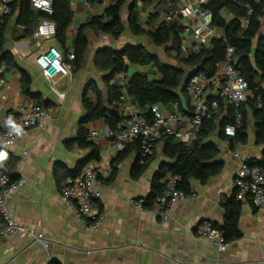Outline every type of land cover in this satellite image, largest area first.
<instances>
[{"label": "crops", "instance_id": "obj_1", "mask_svg": "<svg viewBox=\"0 0 264 264\" xmlns=\"http://www.w3.org/2000/svg\"><path fill=\"white\" fill-rule=\"evenodd\" d=\"M109 4V0H71L73 20L66 32L70 51L80 27L92 17L102 15ZM168 7L165 1L159 5L157 1L139 2L142 15L160 8V20ZM122 15L126 22V8ZM16 17L15 14L9 20L5 49L13 54L18 66L31 76L35 97L22 92L19 67L7 66V96L3 99V108L8 111L46 100L54 112L43 127L21 132L13 146L0 145V154H3L0 170L9 164L10 155L16 158L12 172L23 179V184L8 200V207L18 222L42 232L48 245L34 242L23 233L10 238L0 237V264H49L52 260L61 264H264V207L256 206L249 194L239 199L234 185L239 163L232 152L238 149L242 157L248 158L261 157L264 150V145L256 143L253 120L246 143H240L235 148L231 147L229 138L213 137L220 148L222 170L206 182L191 179V190L195 191L196 196L177 202L166 220L160 218L156 210L140 209L131 201L145 198L151 193L154 174L161 163L168 160L163 155V142L157 144L154 158L138 177L133 176L138 153L132 150L120 162L114 163L115 177L110 181L113 159L134 141L116 142L106 136L107 124L104 120L86 123L89 133L92 130L99 132L97 137L88 138L97 144L100 151V159L90 163L99 170L96 187L103 193L100 203L105 212L101 228L89 231L86 223L62 199L60 186L66 178L64 167L74 169L90 153V148L80 146L76 139L85 113L84 95L96 100L92 90L94 84L106 95L104 72L96 67L94 57L100 48H120L127 42L147 43L143 37L134 36L129 30L126 31L135 40L127 39L124 35L126 31L115 39L109 34L88 29L89 45L83 66L70 76H58L50 82L34 59L49 45L61 48L56 36L24 37L22 26L16 24ZM16 35L20 38H16ZM182 46L184 50H189L197 48V43L190 33L184 32ZM137 70L147 71L148 67L131 65L128 72L116 75L112 81L125 84ZM52 86L64 93V97H60ZM181 100L179 106L187 112L190 109L187 92ZM120 105V110L123 105H130V111L140 112L129 96H125ZM165 107L169 110L174 108L173 103L165 104ZM181 129L174 136L175 140L191 143L195 137L191 135L188 125L184 124ZM234 192L241 201L238 225L242 235L229 241L225 251H220L211 240L199 237L196 228L203 220L221 226L225 221L224 203Z\"/></svg>", "mask_w": 264, "mask_h": 264}, {"label": "trees", "instance_id": "obj_2", "mask_svg": "<svg viewBox=\"0 0 264 264\" xmlns=\"http://www.w3.org/2000/svg\"><path fill=\"white\" fill-rule=\"evenodd\" d=\"M96 1V0H89ZM102 15L92 17L84 23L76 33L72 52L74 59L72 72L78 71L84 64L86 51L89 45L88 29L119 38L124 31L137 37H147L154 46H167L174 51L175 57L186 65L182 66L163 62L159 55L150 51L142 43L127 42L120 48L104 47L97 50L94 62L96 67L104 72L103 81L106 86V95L96 85L92 86L96 100L84 95L83 104L85 113L82 116L77 141L82 147H89L88 156L80 160L74 169L64 167L66 178L75 176L92 160L100 159L97 144L90 140L86 123L101 119L109 127H114L122 118L120 104L125 96L132 98L139 107L141 114L152 117L154 104H181L182 96L187 92L186 80L190 73L205 72L209 77L215 75L217 65L225 59L227 47H234L233 62L235 67L246 78L250 94L238 108L242 113L241 122L236 125L235 135H228L225 127L235 124L236 106L228 100H220L219 111L207 120L197 132L191 143L176 141L174 136H164L163 155L168 159L163 161L152 178L151 193L145 197L144 205L151 209L155 196L163 188V179L168 173L181 176L179 188L188 193L191 190V179L206 182L210 177L222 170L223 161L220 159V148L213 140L214 136L229 138L230 145L235 148L237 143H246L248 131L253 120L256 143L264 145V0H209L206 4L212 12V25L223 31L221 36L212 38L209 45H197V48L184 50V25L181 22L167 23L160 20L161 10L150 11L142 15L139 2L157 5L165 1L168 6L178 0H109ZM2 0H0V3ZM11 13L0 16V63L7 66L19 67L13 54L5 49L8 23L13 15H17L16 24L22 26V36H31L35 32L40 20L44 17L51 19L56 26V38L65 56L70 52L67 46L66 32L73 20L71 0H53V13L48 15L36 11L31 0H11ZM126 8L127 19H123L122 12ZM229 17H226L228 16ZM16 38H20L16 35ZM148 67L147 71L133 72L125 84L112 81L120 73L128 72L131 65ZM22 76V92L35 97L32 90V79L29 73L20 68ZM152 74L150 77L149 75ZM50 105L49 101H43ZM132 150L138 153L133 167V176L138 177L149 165L155 154L144 164L139 163L141 154L140 141L136 140L120 151L113 159L112 173L108 180H113L116 172L115 162H120ZM249 165L264 164V150L261 157H248ZM16 158L10 155L9 164L3 170L10 175L12 181L18 180L12 170ZM65 178V179H66ZM225 221L217 227L222 230L228 241L239 238L242 232L238 225V216L241 211V201L236 198V192L228 197L224 203ZM49 264H61L52 260Z\"/></svg>", "mask_w": 264, "mask_h": 264}, {"label": "built area", "instance_id": "obj_3", "mask_svg": "<svg viewBox=\"0 0 264 264\" xmlns=\"http://www.w3.org/2000/svg\"><path fill=\"white\" fill-rule=\"evenodd\" d=\"M11 0H2L0 3V16L9 15ZM106 1V0H100ZM209 0H181L169 6L163 13L162 20L167 23L181 22L184 32L190 33L197 45H209L212 38L221 36L222 31L212 25V12L206 7ZM32 6L38 11L48 15L53 13V0H31ZM263 20V18H262ZM34 37H54L56 35L55 23L44 17L40 20ZM234 47L228 46L226 56L218 63L214 76L209 77L205 72L199 71L187 81L190 109L182 111L178 102H173L172 110L166 109L165 104L157 103L152 107V117L148 118L140 112L130 111V105L122 106V118L114 127H105V135L116 142L140 141L141 154L139 163L144 164L156 152L158 141L164 136H175L184 124L188 125L190 133L196 136L203 124L219 111L220 100H228L236 106L235 124L225 127L228 135H235L236 125L242 120V113L238 109L250 94L246 78L235 67L233 62ZM74 52L65 56L63 50L56 45H49L34 59L36 66L50 81L58 76H70ZM6 63H0V145L13 146L21 132L33 128L43 127L46 119L52 116L54 110L51 105L32 103L28 106H19L16 109L5 111L3 99L6 98L7 85ZM53 90L60 96L55 86ZM99 135L98 130L89 133L91 138ZM240 143H237L238 145ZM233 156L238 160L239 166L234 177L237 196L242 199L244 195H251L258 207H264V164L249 165L247 158L241 156L235 149ZM181 176L168 173L163 179V188L155 196L151 209L144 205L145 199H131L140 209L156 210L160 218H170L173 206L184 199L196 196L195 191L186 193L179 188ZM99 170L93 163H88L81 172L75 176L67 177L60 186V195L75 214L86 223L89 231L94 232L101 228L105 220V212L101 208L100 199L103 196L97 189ZM23 184V179L12 181L10 175L0 170V216L2 226L0 237L10 238L16 234L28 235L34 242L48 245V240L42 232L26 224L18 222L8 207V200L14 196ZM199 237L211 240L220 251H225L229 241L222 230L217 228L210 220H203L196 228Z\"/></svg>", "mask_w": 264, "mask_h": 264}, {"label": "rangeland", "instance_id": "obj_4", "mask_svg": "<svg viewBox=\"0 0 264 264\" xmlns=\"http://www.w3.org/2000/svg\"><path fill=\"white\" fill-rule=\"evenodd\" d=\"M127 34V35H126ZM128 31H126L124 33V35L126 36L127 39H132L135 40L134 37L131 36V34ZM144 41H146L147 43V47L150 51H154L155 53H157L159 55V58L161 59V61L163 62H167V63H171L177 66H182L184 67L186 70H189V68L183 64L182 61H180L178 58H176L175 53L173 50H171L169 47L167 46H160V47H156L154 46L151 42H149V39L147 37H143Z\"/></svg>", "mask_w": 264, "mask_h": 264}, {"label": "water", "instance_id": "obj_5", "mask_svg": "<svg viewBox=\"0 0 264 264\" xmlns=\"http://www.w3.org/2000/svg\"><path fill=\"white\" fill-rule=\"evenodd\" d=\"M197 72H199L198 70H196L195 72H193V73H190L189 74V76H188V79L186 80V83H187V81L189 80V78L192 76V75H194L195 73H197Z\"/></svg>", "mask_w": 264, "mask_h": 264}, {"label": "clouds", "instance_id": "obj_6", "mask_svg": "<svg viewBox=\"0 0 264 264\" xmlns=\"http://www.w3.org/2000/svg\"><path fill=\"white\" fill-rule=\"evenodd\" d=\"M0 158H3V154H0Z\"/></svg>", "mask_w": 264, "mask_h": 264}]
</instances>
